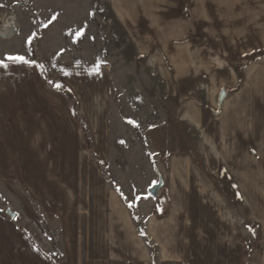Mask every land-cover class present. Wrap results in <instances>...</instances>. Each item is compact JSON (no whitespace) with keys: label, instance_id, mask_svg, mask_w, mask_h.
<instances>
[{"label":"crops","instance_id":"obj_1","mask_svg":"<svg viewBox=\"0 0 264 264\" xmlns=\"http://www.w3.org/2000/svg\"><path fill=\"white\" fill-rule=\"evenodd\" d=\"M79 1L23 0L35 17ZM106 3L119 24L143 22L145 0ZM166 13L169 68L217 87L218 113L179 114L187 130L163 172L149 157L128 180L113 170L105 64L47 69L80 124L34 66L0 67V264H264V0H167ZM224 177L235 208L225 205Z\"/></svg>","mask_w":264,"mask_h":264},{"label":"rangeland","instance_id":"obj_2","mask_svg":"<svg viewBox=\"0 0 264 264\" xmlns=\"http://www.w3.org/2000/svg\"><path fill=\"white\" fill-rule=\"evenodd\" d=\"M145 1L143 22L123 24L128 35H132L127 37L123 25L111 16L106 0H80L76 5L61 8L42 6L38 17L33 16L34 8L25 6L23 0H0V31L12 28L15 33L13 38L0 39V62L25 64L9 59L24 57L26 64L36 68L48 91L68 100L77 123L80 124L76 104L62 86L50 81L48 67L59 62L107 66L113 170L123 180L145 170L138 164L146 157L163 172L168 151L179 147L182 132L187 130V125L177 118L181 112L193 108L207 109L212 116L218 113L213 103L217 87L199 85V79L191 84L189 71L169 68L167 0H159L158 6H150L152 0ZM201 1L204 0H197ZM156 11L159 17L155 16ZM57 12L65 14V22H56ZM215 62V66L222 68ZM71 75L69 69L61 73L64 78ZM197 136L193 128V151ZM143 177L144 172L141 180ZM221 184L225 205L235 208L237 202L231 197V183L224 177Z\"/></svg>","mask_w":264,"mask_h":264},{"label":"water","instance_id":"obj_3","mask_svg":"<svg viewBox=\"0 0 264 264\" xmlns=\"http://www.w3.org/2000/svg\"><path fill=\"white\" fill-rule=\"evenodd\" d=\"M226 97V93H225V90L222 89L220 92H219V95H218V105L220 107V105L222 104L223 100L225 99ZM161 182H159L158 184L156 185H153L151 186L149 189H148V195L152 198H156L157 197V193L158 191L160 190L161 188Z\"/></svg>","mask_w":264,"mask_h":264},{"label":"bare ground","instance_id":"obj_4","mask_svg":"<svg viewBox=\"0 0 264 264\" xmlns=\"http://www.w3.org/2000/svg\"><path fill=\"white\" fill-rule=\"evenodd\" d=\"M13 34L12 28H6L5 30L0 31V37L4 40L9 39V37Z\"/></svg>","mask_w":264,"mask_h":264},{"label":"snow or ice","instance_id":"obj_5","mask_svg":"<svg viewBox=\"0 0 264 264\" xmlns=\"http://www.w3.org/2000/svg\"><path fill=\"white\" fill-rule=\"evenodd\" d=\"M9 59H12L14 61H22L24 63H27V61L24 59V57H11ZM0 67H7V64L3 63V62H0Z\"/></svg>","mask_w":264,"mask_h":264}]
</instances>
